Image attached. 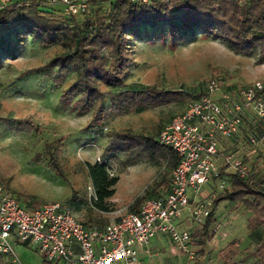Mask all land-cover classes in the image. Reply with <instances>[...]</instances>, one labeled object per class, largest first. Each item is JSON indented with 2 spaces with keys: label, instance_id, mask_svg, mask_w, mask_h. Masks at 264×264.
Listing matches in <instances>:
<instances>
[{
  "label": "rangeland",
  "instance_id": "374dc122",
  "mask_svg": "<svg viewBox=\"0 0 264 264\" xmlns=\"http://www.w3.org/2000/svg\"><path fill=\"white\" fill-rule=\"evenodd\" d=\"M132 39L133 62L125 81L137 87L154 85L167 90L200 91L208 80L216 76L229 84L248 85L264 80V63L256 62L259 51L243 55L228 48L223 41L200 33L182 31L175 34L166 24L143 26L140 36H132ZM60 51V46L44 47L29 37L17 58L3 59L0 67V116L9 118V121L32 117L44 132H16L11 122L0 121V182L8 183L25 206L26 201L31 200L30 208L47 202L67 203L82 221L114 222L130 212L134 200L161 181L169 168L164 162L152 164L146 160L127 166L123 163V154L109 160L103 154L108 133L125 130L157 136L165 123L185 111L189 102L176 101L141 112L110 113L102 127L92 126V111L80 114L60 100L62 90L74 81V72L57 90L43 73H24L43 65ZM106 104H109L108 97ZM260 127L258 121L255 122L253 111H247L238 135L229 143L233 152L259 175L264 174V158L261 157L264 138ZM59 136L67 138L61 155L66 179L51 169L49 158L44 153L45 143ZM251 137L259 143L253 145ZM38 153H44L41 159H38ZM98 160L108 161L110 175L119 177L115 194L108 198L111 210L102 211L92 198L95 191L87 164ZM71 197L74 200L69 201ZM250 214L241 201H224L216 211L217 234L213 240L206 241L204 246L192 240V251L184 252L169 238L157 234L150 247L159 254L152 259L144 258V262L221 264L218 252L230 241L238 239L241 249L253 248L259 241V232L248 227ZM17 252L24 264H43V257L28 246L18 245ZM239 257H244V254ZM251 261L252 258L248 257L238 264H250Z\"/></svg>",
  "mask_w": 264,
  "mask_h": 264
},
{
  "label": "trees",
  "instance_id": "16d2710c",
  "mask_svg": "<svg viewBox=\"0 0 264 264\" xmlns=\"http://www.w3.org/2000/svg\"><path fill=\"white\" fill-rule=\"evenodd\" d=\"M47 5L51 6L48 1L47 4L30 1L0 8V67L3 59L18 57L29 37L44 47L60 46L62 51L49 61L24 73H43L57 90L74 72V81L62 90L60 100L80 114L92 111V126L102 127L110 113L141 112L176 101L191 102L205 94L204 85L200 91L167 90L154 85L137 87L125 81L133 62L132 36H140L143 26L166 24L175 34L182 31L200 33L223 41L228 48L243 55L259 51L256 62L264 63V0H156L150 4L89 0V9L81 18L63 14ZM258 99L264 102V91ZM250 111L254 113V110ZM254 118L262 126L260 132L264 138V116L254 113ZM8 119L0 116V121L8 122ZM9 122L16 132H44L32 117ZM108 137L103 154L109 160L123 154V163L127 166L146 160L152 164L164 162L169 168L161 181L130 205V212H139L146 199L157 197L162 188L169 189L172 171L179 165L181 157L175 149L160 144L158 135L112 130ZM66 139L59 136L46 142L44 150L49 158L48 165L65 179L61 155ZM228 148L230 144L224 141L223 150ZM44 153H38V159ZM261 157L263 159L264 154ZM87 167L95 191V206L111 210L108 198L115 194L119 177L110 175L106 160L89 162ZM220 176L226 179V186L217 191L205 222L193 228L192 240L201 246L213 240L217 234L215 224L219 205L224 201L239 200L251 212L248 227L259 232V241L253 248L241 249L238 239H234L220 249L218 258L221 264H238L248 257L252 258L250 264H264V174L259 175L251 168L247 176H241L224 162L220 166ZM6 187L9 188L8 183ZM72 200L73 197L69 199ZM31 204V200L26 201V207L30 208ZM83 222L89 224V221ZM242 254L244 257L240 258ZM0 264L13 263L0 253ZM43 264L51 263L43 258Z\"/></svg>",
  "mask_w": 264,
  "mask_h": 264
},
{
  "label": "built area",
  "instance_id": "2783aa9c",
  "mask_svg": "<svg viewBox=\"0 0 264 264\" xmlns=\"http://www.w3.org/2000/svg\"><path fill=\"white\" fill-rule=\"evenodd\" d=\"M150 4L156 0H107ZM61 12L76 17L89 9V0H48ZM205 94L163 125L160 144L175 149L179 165L172 171L170 191L146 199L139 212H128L119 220L84 223L66 203L47 202L28 208L0 182V253L13 264H24L18 245L37 251L51 264H142L139 247L157 235H166L179 249L191 252L192 230L210 215L217 191L226 186L220 176L218 158L247 176L251 167L235 152L223 153L224 141L240 131L248 110L264 116V80L251 84H229L216 76L204 85ZM253 145L259 143L251 137ZM207 196L202 197L204 188ZM92 198H96L95 193ZM185 211L192 227L177 221Z\"/></svg>",
  "mask_w": 264,
  "mask_h": 264
},
{
  "label": "crops",
  "instance_id": "0c3cea01",
  "mask_svg": "<svg viewBox=\"0 0 264 264\" xmlns=\"http://www.w3.org/2000/svg\"><path fill=\"white\" fill-rule=\"evenodd\" d=\"M30 1H35V2H43L47 4L48 0H0V8L7 6V5H11V4H15V3H21V2H30ZM48 6V5H47ZM48 7H52V6H48ZM55 9H57L59 12H61V7H53ZM228 144L230 143L231 140H227ZM229 149V148H228ZM224 150L223 153H229V152H233V150L230 148L229 150ZM222 156V157H221ZM217 162L219 164V166L224 164V159H223V155H221ZM208 189L205 187L202 197L205 198L207 196V191ZM170 191V186L169 189H160L159 193L156 196H164L166 195L168 192ZM103 211V210H102ZM119 220V219H117ZM116 220V221H117ZM93 223V222H92ZM99 223V222H96ZM177 223L179 224V226L183 229L186 228H190L192 227V222L190 219V214L188 211H185L184 214L182 215V217L177 221ZM100 224H106V223H100ZM162 236L168 238L166 235L161 234ZM156 239V236L154 237V240ZM153 242V239L148 243L147 246H141L139 247V252H140V260L142 264H145L144 262V258L148 257L150 259H152L154 256H157L159 254V251H153V248L151 249V243ZM42 256V255H41ZM117 264H121V263H117Z\"/></svg>",
  "mask_w": 264,
  "mask_h": 264
}]
</instances>
